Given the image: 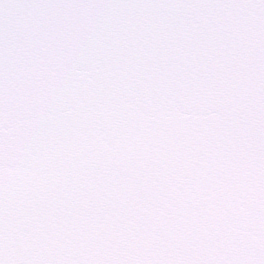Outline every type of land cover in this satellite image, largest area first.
Returning a JSON list of instances; mask_svg holds the SVG:
<instances>
[{"label":"snow or ice","instance_id":"1","mask_svg":"<svg viewBox=\"0 0 264 264\" xmlns=\"http://www.w3.org/2000/svg\"><path fill=\"white\" fill-rule=\"evenodd\" d=\"M0 264H264V0H0Z\"/></svg>","mask_w":264,"mask_h":264}]
</instances>
